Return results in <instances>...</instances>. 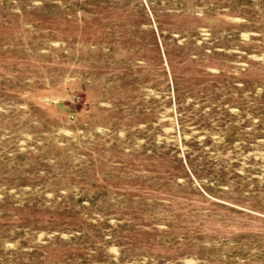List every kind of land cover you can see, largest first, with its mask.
<instances>
[{
  "label": "rangeland",
  "instance_id": "obj_1",
  "mask_svg": "<svg viewBox=\"0 0 264 264\" xmlns=\"http://www.w3.org/2000/svg\"><path fill=\"white\" fill-rule=\"evenodd\" d=\"M0 264H264V0H0Z\"/></svg>",
  "mask_w": 264,
  "mask_h": 264
}]
</instances>
